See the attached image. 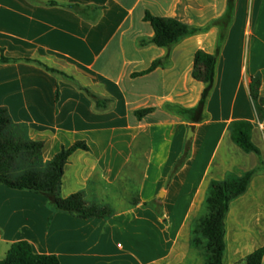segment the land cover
<instances>
[{"label":"crops","instance_id":"crops-1","mask_svg":"<svg viewBox=\"0 0 264 264\" xmlns=\"http://www.w3.org/2000/svg\"><path fill=\"white\" fill-rule=\"evenodd\" d=\"M38 1L103 9L92 22V15L62 7L0 0V57L39 60L73 76L97 97L112 99L113 107L96 111L75 85L26 62L0 63V107L19 125L13 129L16 136L44 142L43 163L62 147L84 141L89 151L77 150L67 160L60 195L83 193L87 202L106 205L115 214L85 220L52 213L44 196L0 185V260L12 244L25 241L33 253L55 255L60 264H206L205 251L191 244L190 235L191 224L206 214L210 181H225L260 162L257 155L235 149L228 127L257 119L250 77L260 76L264 97V0H234L206 104L208 119L201 123L183 122L164 107L198 103L204 85L191 77L194 55L198 50L215 53L214 22L225 13L227 0ZM146 12L208 30L170 49L142 44L154 36L144 21ZM241 12L244 23L237 35ZM245 35L251 36L246 65ZM167 54L168 66L132 77ZM145 108L154 111L138 120L134 112ZM189 125H195L191 141L186 140ZM258 132L254 126V144ZM188 142L187 158L172 173ZM252 184L254 179L229 205L224 264H239L264 247V189L252 196ZM135 197L141 203L158 202L162 216L132 206ZM117 203L122 206L112 207Z\"/></svg>","mask_w":264,"mask_h":264},{"label":"trees","instance_id":"trees-1","mask_svg":"<svg viewBox=\"0 0 264 264\" xmlns=\"http://www.w3.org/2000/svg\"><path fill=\"white\" fill-rule=\"evenodd\" d=\"M29 1L42 3L50 7L66 8L86 18L92 15V22L96 21L98 14L103 9L102 7H82L77 4H62L57 1ZM233 15L234 0H228L224 16L214 22V25L218 27L215 53L208 54L202 50H198L194 55L191 77L204 85L198 103L192 108H184L170 103H167L164 107L167 112L183 122L201 123L208 119L206 104L214 88L219 54L226 40L227 30L232 23ZM144 21L150 24L154 36L142 42V44L149 43L165 49H170L187 37L205 33L208 30V27H192L183 24L177 19L155 17L148 12L145 13ZM17 62L33 63L50 74L72 83L93 101L96 111L105 112L111 110L113 107L114 101L112 99L97 97L88 87L81 86L73 76L50 68L39 60L0 57V63L2 64ZM168 65L169 55L167 54L165 57L153 61L147 70L132 74V77L144 76L159 67L164 68ZM260 85L261 79L259 75L250 77L249 98L252 108L258 122L264 123V97L260 95ZM58 98L59 91L57 86L55 92L56 102ZM153 111L154 108H145L135 111L134 115L140 120ZM18 126L13 123L7 108L0 107V185L44 196L47 199V206L52 213L64 212L85 220L92 218L108 220L115 214L106 205H96L87 202L83 193H74L67 197L60 195L61 180L67 160L77 150L89 151V147L84 141H77L69 147H62L50 161L43 163L44 142L27 140L16 136L13 129ZM252 129V123L242 120L233 121L228 127L232 141L239 148L246 153L260 156V150L251 140ZM188 153L189 142L186 144L181 159L175 163L172 173L179 169L187 158ZM21 155L27 157L30 167L17 173L14 171L13 165ZM261 163L264 164V162ZM31 165L37 167L33 168ZM41 165H43L42 169L39 167ZM254 174L255 170H251L242 176H231L225 181H210L204 202L207 214L197 223L191 240V244L194 247L202 248L205 251L206 264H224L225 217L230 203L246 192ZM138 205L143 208H151L159 216H162V208L158 202L141 203L139 198L135 197L132 201V206ZM262 258H264V247L248 255L239 264H261ZM0 264H60V262L55 255L33 253L27 242L20 241L11 245L6 257L0 260Z\"/></svg>","mask_w":264,"mask_h":264},{"label":"rangeland","instance_id":"rangeland-1","mask_svg":"<svg viewBox=\"0 0 264 264\" xmlns=\"http://www.w3.org/2000/svg\"><path fill=\"white\" fill-rule=\"evenodd\" d=\"M228 2V0H227ZM227 9V8H226ZM226 12V11H225ZM225 14V13H224ZM224 14L220 17V19L224 16ZM250 18H251V13L249 14V25H250ZM243 23H244V19H243V12L240 13L239 15V18H238V22H237V26H236V33L238 35V33H240L242 31V28H243ZM236 35V34H234ZM234 39L237 40L234 36ZM250 41H251V36L249 37L245 35V65H246V62H247V47H249V44H250ZM238 42V41H237ZM235 55V54H234ZM235 59V58H234ZM247 114V110L246 112H244ZM256 126L258 128V135L255 137V144L261 149L262 151V154H260V156H257L259 158V166L257 168H254V169H251V170H255V174L253 175L251 181L254 179V184H252L251 188H250V191H251V195L252 196H257L261 193V190L264 189V187H262V185H264V178H260L261 176L264 177V164H262L261 162H264V123H261V122H258L257 119L255 120V123L253 124V127ZM252 132H253V129H252ZM252 132H251V136H252ZM231 136V135H230ZM233 142V141H232ZM234 143V142H233ZM235 144V143H234ZM235 149L238 151V149H240L241 151H243L241 148H239L236 144H235ZM244 152V151H243ZM246 153V152H244ZM233 155H230V158L229 159H232L233 161H237L238 158L237 157H233ZM13 169L15 172L19 173V172H22L23 170H26L27 168H29V162H28V159L26 156L24 155H21L15 162H14V165H13ZM31 167H37V166H32ZM41 169L43 168V165L39 166ZM251 170H248V171H251ZM246 171V172H248ZM246 172H243L241 173L240 175L238 176H242L244 173ZM236 175V174H235ZM237 176V175H236ZM251 181H250V184H251ZM249 184V185H250ZM249 187V186H248ZM122 205L121 204H113L112 207L114 208H118V207H121ZM204 208H205V203L203 204ZM254 206H258V205H254ZM206 209V208H205ZM207 214V212H206ZM203 215L204 216H206ZM202 217V218H203ZM201 219V218H200ZM199 219V220H200ZM196 221L195 223L193 222L191 224V240L193 238V230L195 229L197 223L199 222Z\"/></svg>","mask_w":264,"mask_h":264},{"label":"water","instance_id":"water-1","mask_svg":"<svg viewBox=\"0 0 264 264\" xmlns=\"http://www.w3.org/2000/svg\"><path fill=\"white\" fill-rule=\"evenodd\" d=\"M194 130H195V125H189L187 127V135H186V140L187 141H191L192 140Z\"/></svg>","mask_w":264,"mask_h":264}]
</instances>
